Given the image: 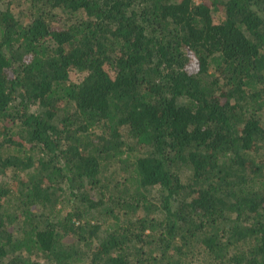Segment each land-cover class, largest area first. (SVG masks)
Listing matches in <instances>:
<instances>
[{"label":"trees","instance_id":"1","mask_svg":"<svg viewBox=\"0 0 264 264\" xmlns=\"http://www.w3.org/2000/svg\"><path fill=\"white\" fill-rule=\"evenodd\" d=\"M0 264H264V0H0Z\"/></svg>","mask_w":264,"mask_h":264},{"label":"rangeland","instance_id":"2","mask_svg":"<svg viewBox=\"0 0 264 264\" xmlns=\"http://www.w3.org/2000/svg\"><path fill=\"white\" fill-rule=\"evenodd\" d=\"M14 7V6H13ZM16 11H19L18 9Z\"/></svg>","mask_w":264,"mask_h":264}]
</instances>
